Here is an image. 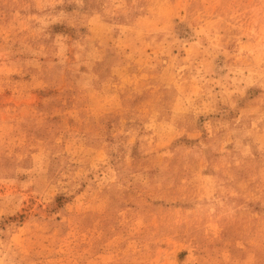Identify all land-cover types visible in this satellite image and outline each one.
Masks as SVG:
<instances>
[{
    "label": "rangeland",
    "instance_id": "1",
    "mask_svg": "<svg viewBox=\"0 0 264 264\" xmlns=\"http://www.w3.org/2000/svg\"><path fill=\"white\" fill-rule=\"evenodd\" d=\"M0 264H264V0H0Z\"/></svg>",
    "mask_w": 264,
    "mask_h": 264
}]
</instances>
